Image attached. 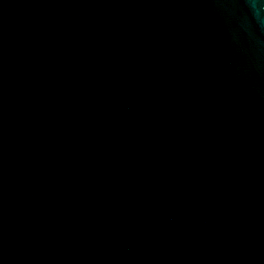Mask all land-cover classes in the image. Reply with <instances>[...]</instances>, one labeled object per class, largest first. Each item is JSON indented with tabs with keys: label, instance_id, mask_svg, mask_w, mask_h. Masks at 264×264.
<instances>
[{
	"label": "water",
	"instance_id": "95a60500",
	"mask_svg": "<svg viewBox=\"0 0 264 264\" xmlns=\"http://www.w3.org/2000/svg\"><path fill=\"white\" fill-rule=\"evenodd\" d=\"M0 264H264V0H0Z\"/></svg>",
	"mask_w": 264,
	"mask_h": 264
}]
</instances>
